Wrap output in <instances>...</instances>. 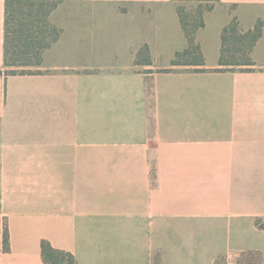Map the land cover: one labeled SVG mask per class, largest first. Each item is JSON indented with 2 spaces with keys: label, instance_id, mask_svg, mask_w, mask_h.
I'll use <instances>...</instances> for the list:
<instances>
[{
  "label": "crops",
  "instance_id": "crops-1",
  "mask_svg": "<svg viewBox=\"0 0 264 264\" xmlns=\"http://www.w3.org/2000/svg\"><path fill=\"white\" fill-rule=\"evenodd\" d=\"M177 2L61 0L80 7L50 14L61 32L40 65L8 75L0 0V264H44L43 240L78 264L264 258V0L215 2L203 65L184 66ZM233 16L262 23L250 71L218 65ZM114 17L145 20L142 44L106 34Z\"/></svg>",
  "mask_w": 264,
  "mask_h": 264
},
{
  "label": "trees",
  "instance_id": "trees-1",
  "mask_svg": "<svg viewBox=\"0 0 264 264\" xmlns=\"http://www.w3.org/2000/svg\"><path fill=\"white\" fill-rule=\"evenodd\" d=\"M61 0H5L3 61L6 68L37 67L41 63L42 53L58 38L59 31L50 25L49 15ZM183 1V0H177ZM205 4L199 13L188 17L177 8V15L184 32L187 48L176 53L173 66L203 65L200 47L195 40V32L204 27L203 15L213 8L218 0H191ZM262 34L260 22L246 32H241L234 19L221 32V50L218 65L223 71L252 67L251 51ZM135 63H150L147 47L136 55ZM8 75L28 73L8 71ZM3 248L8 250V233L3 232ZM40 254L44 264H78L69 252L54 249L47 241L40 242ZM155 264H159L158 260ZM213 264H264V258L258 251L228 253L218 256Z\"/></svg>",
  "mask_w": 264,
  "mask_h": 264
},
{
  "label": "rangeland",
  "instance_id": "rangeland-1",
  "mask_svg": "<svg viewBox=\"0 0 264 264\" xmlns=\"http://www.w3.org/2000/svg\"><path fill=\"white\" fill-rule=\"evenodd\" d=\"M177 4L179 5L178 7L182 10V13L185 14L186 16H188L189 18L192 17V16H194V15H196V13H199V11L201 10V8H204L205 7V4L204 3L200 5L197 2H194V1H191V0L178 1ZM64 5H62L61 7H58V9H56V7H55L52 10V12H54L55 10H56V13L64 12V11H69V10L76 11L77 8L80 7L79 6V3H72V4L65 3ZM212 10H213V8L211 10H209V11H206L204 13V15H203V21H204V17H206L205 15H207L210 12H212ZM109 11L113 13V12L119 11V9H116V10L111 9ZM231 12H233V9H231ZM207 17L208 18H206V19L208 20V22H210V20L213 17V13L210 14V15H207ZM234 19L238 23V19L235 16H233L231 18V20H230L229 23H231ZM126 22L127 21H125V20H121V19H118V18H115L114 17V18H111L109 20L104 21L102 27L106 30V34H108V35L113 34L115 36L118 35L119 31H122V30L126 29V34H127V37L128 38L134 37L136 35V36H138L137 41H140L141 42V38L144 36V34L140 35L139 34L140 32H138L139 31L138 29H140V23H145V20L137 21V23L136 22H128V23H126ZM258 22H260V21L258 20L255 23L254 27L257 25ZM121 23L122 24L126 23V25L124 27H121L119 25ZM148 25H150L149 22H148ZM261 25H262V23H261ZM204 26H205V21H204ZM203 28L198 29L195 32V35H194L195 36V40H196V42H197L198 45H199V42L197 40V36H198V34H201L203 32L202 31ZM238 28H239V23H238ZM56 29L59 31V29L57 27H56ZM60 32L61 31H59V34H60ZM203 33H205V36L208 35V33H209V35L211 34L210 29L205 30ZM199 37H200V35H199ZM140 44H142V42ZM141 47L143 48V47H148V46L147 45H142ZM199 47H200V45H199ZM33 69H34V67H23V68H17V69L7 68V71L6 72H8V71H17V72L32 73L34 71ZM237 70L250 71L252 69L250 67H242V68H237Z\"/></svg>",
  "mask_w": 264,
  "mask_h": 264
}]
</instances>
